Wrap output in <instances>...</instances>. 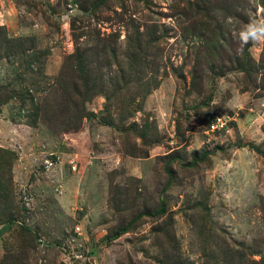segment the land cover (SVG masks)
I'll list each match as a JSON object with an SVG mask.
<instances>
[{"label":"rangeland","instance_id":"rangeland-1","mask_svg":"<svg viewBox=\"0 0 264 264\" xmlns=\"http://www.w3.org/2000/svg\"><path fill=\"white\" fill-rule=\"evenodd\" d=\"M261 22L264 0H0V264H264Z\"/></svg>","mask_w":264,"mask_h":264},{"label":"clouds","instance_id":"clouds-1","mask_svg":"<svg viewBox=\"0 0 264 264\" xmlns=\"http://www.w3.org/2000/svg\"><path fill=\"white\" fill-rule=\"evenodd\" d=\"M258 32L264 33V22H261L259 27H257L254 24L247 26V28L244 31H242L240 35H241V38L245 42H247L249 39L259 40L262 37H264V35H258Z\"/></svg>","mask_w":264,"mask_h":264},{"label":"built area","instance_id":"built-area-1","mask_svg":"<svg viewBox=\"0 0 264 264\" xmlns=\"http://www.w3.org/2000/svg\"><path fill=\"white\" fill-rule=\"evenodd\" d=\"M230 118L228 117H217L214 116L212 119L209 120L207 125V129L209 132L212 133H219L223 131L226 127H228Z\"/></svg>","mask_w":264,"mask_h":264},{"label":"trees","instance_id":"trees-1","mask_svg":"<svg viewBox=\"0 0 264 264\" xmlns=\"http://www.w3.org/2000/svg\"><path fill=\"white\" fill-rule=\"evenodd\" d=\"M122 231L118 232V233H121Z\"/></svg>","mask_w":264,"mask_h":264}]
</instances>
